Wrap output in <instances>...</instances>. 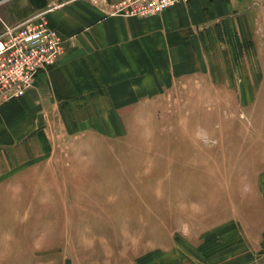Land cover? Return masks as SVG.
<instances>
[{"label": "crops", "instance_id": "1", "mask_svg": "<svg viewBox=\"0 0 264 264\" xmlns=\"http://www.w3.org/2000/svg\"><path fill=\"white\" fill-rule=\"evenodd\" d=\"M41 16L62 39L58 62L23 96L0 101V264H49V254L61 264L67 255L72 264H176V249L156 260L152 246L129 263L106 230L87 248L73 236L64 249L63 212L72 210L68 224H111L112 192L128 179L116 167L123 146L162 98L206 78L211 57H247L248 79L264 82V0H193L144 17L92 0H0V34ZM244 224L205 240L190 264H264V217Z\"/></svg>", "mask_w": 264, "mask_h": 264}, {"label": "rangeland", "instance_id": "2", "mask_svg": "<svg viewBox=\"0 0 264 264\" xmlns=\"http://www.w3.org/2000/svg\"><path fill=\"white\" fill-rule=\"evenodd\" d=\"M210 64L206 78L162 98L149 126L123 146L127 159L116 167L127 169L128 179L122 193L112 192L111 224H68L72 210H64L59 226L64 249L71 248L73 236L75 244L87 248L106 230L111 247L126 250L129 263L152 246L159 249L156 260L172 248L176 264H190L205 240L231 229L242 234L247 225L241 222L264 217V82L248 79L247 57L235 52L213 56ZM79 196L88 199L87 193ZM54 242L49 240V249ZM60 260L49 254V264ZM72 263L71 256L63 257L62 264Z\"/></svg>", "mask_w": 264, "mask_h": 264}, {"label": "built area", "instance_id": "3", "mask_svg": "<svg viewBox=\"0 0 264 264\" xmlns=\"http://www.w3.org/2000/svg\"><path fill=\"white\" fill-rule=\"evenodd\" d=\"M92 1L109 6L118 15L144 17L193 0ZM61 44L57 30L42 16L17 26H6L0 34V101L23 96L39 72L58 62Z\"/></svg>", "mask_w": 264, "mask_h": 264}]
</instances>
